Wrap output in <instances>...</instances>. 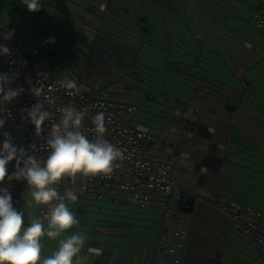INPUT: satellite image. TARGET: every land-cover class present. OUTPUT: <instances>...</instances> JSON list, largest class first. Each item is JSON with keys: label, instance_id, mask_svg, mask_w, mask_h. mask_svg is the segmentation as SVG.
I'll return each instance as SVG.
<instances>
[{"label": "crops", "instance_id": "1", "mask_svg": "<svg viewBox=\"0 0 264 264\" xmlns=\"http://www.w3.org/2000/svg\"><path fill=\"white\" fill-rule=\"evenodd\" d=\"M168 3L171 24L176 11ZM17 6L24 8L21 0H0V18L12 28ZM256 13L264 16V0H186V54L172 50L186 61V106L160 102L163 114L136 118L150 136L145 155L173 163L175 184L188 195L164 207V196L153 193L146 208L120 196L118 234H96L109 259L89 247L86 264H264V251L213 204L240 201L264 211V30L254 24ZM166 237L175 252L155 250Z\"/></svg>", "mask_w": 264, "mask_h": 264}, {"label": "rangeland", "instance_id": "2", "mask_svg": "<svg viewBox=\"0 0 264 264\" xmlns=\"http://www.w3.org/2000/svg\"><path fill=\"white\" fill-rule=\"evenodd\" d=\"M88 1L90 0H46L45 3V0H41V10L35 13H29L25 7L17 6L21 16L17 20V25L13 24V26L22 39L41 51L48 73L74 79L81 90L93 95H106L108 98L138 105L137 115L146 117L148 112L153 113L154 111L155 114H163L160 102L167 109L175 104L181 105L179 102L174 104V97L186 101V61L182 57L186 54V24L182 22V20L186 22V0H168L177 13L171 12L173 23L170 24V48L159 49L161 51L158 52L159 56L148 52L156 50L146 45V41L140 33L124 30L114 19L107 16H95L87 11L85 6ZM88 14H92V16ZM178 14L180 18H177ZM50 38H54V42L46 43V41H50ZM171 38L175 40H171ZM101 45L107 48L109 54L114 55L115 61L118 55L117 48L119 50V61L111 64V71L116 74V80H119V83L113 86L116 89L91 90L82 75L85 67L84 62L88 58L93 61L94 58L90 53ZM172 50L182 55L174 54ZM172 56L182 60H174L171 58ZM173 62L178 63L179 66L173 65ZM89 74L95 79L97 78L94 81L95 85L104 83L98 80V74L94 69H91ZM138 79L142 81L140 82ZM150 82L154 83L153 86ZM142 91L158 95L159 103L144 99L141 96L143 95ZM12 173L13 171L8 168V174ZM80 182L81 178L78 177L73 187L66 185L65 191L71 189L78 196L76 202L69 204L70 209L80 221L78 229L72 231H80L87 235L88 241L82 253L86 256L89 247H94L98 252L103 249V242L98 240L97 233L108 232L112 228L116 229L115 232L118 234L121 210V206L118 204L122 203L119 198L124 195L117 193L119 196L115 194L104 200L83 202L79 199L81 195ZM0 187L7 188L9 193L13 190L18 195L15 197L13 207L24 213L25 225L30 222L31 216L38 215L37 207L26 206L29 196L25 182L5 180ZM130 204L133 205L132 202ZM113 241L117 243L118 240L114 239ZM42 244L48 255L56 249V242L50 241L46 237L42 240ZM111 246H115L116 250L113 251L117 253L118 244ZM100 252L99 254H101ZM101 257L109 259L105 253H102Z\"/></svg>", "mask_w": 264, "mask_h": 264}, {"label": "clouds", "instance_id": "3", "mask_svg": "<svg viewBox=\"0 0 264 264\" xmlns=\"http://www.w3.org/2000/svg\"><path fill=\"white\" fill-rule=\"evenodd\" d=\"M29 13L41 10V0H21ZM13 32H7L4 39L10 40ZM54 42V38L50 41ZM0 56H11L6 45H0ZM18 73H0V104L10 103L24 91L11 87ZM61 86L69 95H78L80 87L74 79L65 78ZM36 98L40 90L32 88ZM27 112L29 122L34 126L36 136H40L46 121L52 113L45 110L42 103H36ZM58 121L51 123L43 146L46 156L28 155L36 152L34 144L28 150L13 144L10 134L5 132L0 146V185L7 181L26 182L29 199L26 206L37 207L41 215H33L25 225L24 213L17 211L7 188L0 187V264H86L83 255L87 235L78 229L80 221L69 204L77 201V194L68 189L63 194L58 190L66 177L75 183L77 176L96 177L110 175L117 162L123 160V152L104 138L107 129L105 114L98 112L92 117L94 139L81 131L87 115L86 109L78 110L69 105L58 109ZM6 120L0 116V128ZM15 161V170L9 175L8 165ZM21 163L23 166H21ZM56 242V249L47 256L42 255V240Z\"/></svg>", "mask_w": 264, "mask_h": 264}, {"label": "built area", "instance_id": "4", "mask_svg": "<svg viewBox=\"0 0 264 264\" xmlns=\"http://www.w3.org/2000/svg\"><path fill=\"white\" fill-rule=\"evenodd\" d=\"M254 24L258 29L264 30V16L254 14ZM7 32H13L14 35L6 41L4 36ZM0 45H6L11 50V56H0V73H18V78L13 81L11 87H19L24 90L10 103L0 104V116L6 120L4 127L0 128V146L5 139L3 134L7 132L15 146L28 150V146L34 144L36 152L28 151V155L35 154L39 158H44L46 152L43 146L51 123L59 120L58 109L69 105L78 110L86 109L87 115L81 131L89 139L95 138V133L91 130L94 127L92 117L103 111L107 129L104 138L120 149L124 158L117 162L118 166L110 175L77 176V178H81V195L79 196L81 201H99L117 193H123L126 201L146 208L154 201L153 193H158L164 196V207H167L188 195L175 184L173 163L165 160H151L145 155L150 136L148 131L137 122L136 105L108 98L106 95H93L83 90L78 95H69L68 91L61 86V81L65 78L48 73L41 51L22 39L1 18ZM32 88L40 90V95L36 98L30 93ZM36 103H42L45 110L52 113V119L45 122L39 137L36 136L34 126L27 118V112L23 111ZM21 166H23L22 163ZM8 168L14 172L15 161L10 162ZM74 184L71 178L66 177L61 181L58 190L63 194L66 185L73 187ZM10 195L12 204H14L15 191L12 190ZM213 204L230 219L234 230L250 239L264 251V211L254 210L250 205L240 201L219 202L215 198ZM37 214L41 215L39 208H37ZM183 234L185 231L180 230L175 231L173 236L177 237ZM177 246H180V243H177ZM155 250L157 252H175L176 245L172 242V237H166L162 244L156 246Z\"/></svg>", "mask_w": 264, "mask_h": 264}, {"label": "trees", "instance_id": "5", "mask_svg": "<svg viewBox=\"0 0 264 264\" xmlns=\"http://www.w3.org/2000/svg\"><path fill=\"white\" fill-rule=\"evenodd\" d=\"M85 8L94 15L114 19L127 31L140 33L150 46L160 50L170 48V5L168 0H90ZM116 52L118 55L115 61L114 55L109 54L103 45L91 51L90 55L94 60L88 58L84 62L85 67L82 73L91 90L116 89L113 86L119 83V80H116V74L111 71V64L118 62L120 58L118 48ZM91 69L95 70L98 80L104 82L103 84H94L97 78L95 79L89 74ZM174 100L181 103L182 106H186V101L181 98L174 97Z\"/></svg>", "mask_w": 264, "mask_h": 264}]
</instances>
